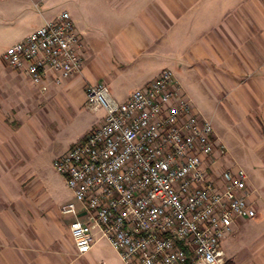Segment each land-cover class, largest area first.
I'll return each mask as SVG.
<instances>
[{
  "label": "crops",
  "instance_id": "crops-1",
  "mask_svg": "<svg viewBox=\"0 0 264 264\" xmlns=\"http://www.w3.org/2000/svg\"><path fill=\"white\" fill-rule=\"evenodd\" d=\"M67 12L84 43L80 74L40 94L0 64V264H123L103 239L75 256L74 218L59 213L71 192L55 200L54 184L34 173L41 143L84 110L86 86L103 83L123 102L168 70L221 142L195 103L222 108L219 123L229 120L264 170V0H70ZM57 15H41L15 43ZM90 112L102 114L88 128L100 126L104 111ZM247 186L256 217L236 221L222 242L228 264H264V179L248 176Z\"/></svg>",
  "mask_w": 264,
  "mask_h": 264
},
{
  "label": "built area",
  "instance_id": "built-area-1",
  "mask_svg": "<svg viewBox=\"0 0 264 264\" xmlns=\"http://www.w3.org/2000/svg\"><path fill=\"white\" fill-rule=\"evenodd\" d=\"M46 0H35L36 10ZM84 43L67 11L10 46L0 62L40 93L80 74ZM103 123L53 161L72 198L59 207L77 258L105 239L123 264H228L222 242L252 220L248 176L168 70L117 102L86 86Z\"/></svg>",
  "mask_w": 264,
  "mask_h": 264
},
{
  "label": "rangeland",
  "instance_id": "rangeland-1",
  "mask_svg": "<svg viewBox=\"0 0 264 264\" xmlns=\"http://www.w3.org/2000/svg\"><path fill=\"white\" fill-rule=\"evenodd\" d=\"M31 1L35 2V0H0V57L9 46L16 42L24 31H27L41 20V15L53 17L61 11H67L70 5V0H46L41 5L40 10H36ZM108 91L112 96V92L109 89ZM123 93L120 92L119 95L122 96L124 95ZM112 98L117 102H121L114 95ZM195 106L199 110L202 109L201 111L207 115L208 119L212 117L213 125L217 128V134L228 150L229 165H237L248 176H251L255 182H260L264 179V170L259 169L258 165L255 166L259 163L247 141L242 138L241 133L236 128H233L225 117L223 118L225 121L223 123L220 122L221 124L219 123V121H222V108L215 107L212 103H208L205 108H201L196 103ZM101 114V112H90L84 108L80 114L75 115L74 119L67 121L62 127H54L53 140L41 143L42 151L37 158V171L34 173L37 179L48 180L54 184L55 200H61L68 196L69 190L65 185L64 178L53 168V159L58 158L62 151L71 145L73 138L77 134L84 129H90L88 128L90 125L95 123L98 125ZM261 224L264 226V218ZM105 242L107 241L104 239L99 241V246H103Z\"/></svg>",
  "mask_w": 264,
  "mask_h": 264
}]
</instances>
